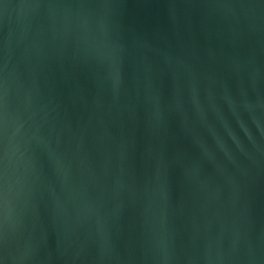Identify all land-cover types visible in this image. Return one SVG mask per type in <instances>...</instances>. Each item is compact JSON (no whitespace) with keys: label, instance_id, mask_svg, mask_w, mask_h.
I'll return each instance as SVG.
<instances>
[{"label":"water","instance_id":"obj_1","mask_svg":"<svg viewBox=\"0 0 264 264\" xmlns=\"http://www.w3.org/2000/svg\"><path fill=\"white\" fill-rule=\"evenodd\" d=\"M0 264H264V0H0Z\"/></svg>","mask_w":264,"mask_h":264}]
</instances>
